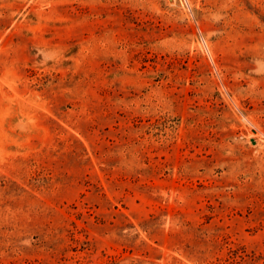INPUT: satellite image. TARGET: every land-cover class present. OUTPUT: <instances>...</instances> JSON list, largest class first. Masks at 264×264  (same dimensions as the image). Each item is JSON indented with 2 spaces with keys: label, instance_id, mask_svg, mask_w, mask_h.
<instances>
[{
  "label": "rangeland",
  "instance_id": "1",
  "mask_svg": "<svg viewBox=\"0 0 264 264\" xmlns=\"http://www.w3.org/2000/svg\"><path fill=\"white\" fill-rule=\"evenodd\" d=\"M0 264H264V0H0Z\"/></svg>",
  "mask_w": 264,
  "mask_h": 264
}]
</instances>
